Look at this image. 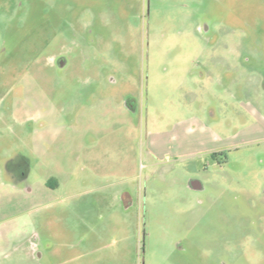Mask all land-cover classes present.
Here are the masks:
<instances>
[{
	"label": "rangeland",
	"instance_id": "rangeland-1",
	"mask_svg": "<svg viewBox=\"0 0 264 264\" xmlns=\"http://www.w3.org/2000/svg\"><path fill=\"white\" fill-rule=\"evenodd\" d=\"M27 155L0 264H264V0H0V168Z\"/></svg>",
	"mask_w": 264,
	"mask_h": 264
},
{
	"label": "flooded vegetation",
	"instance_id": "flooded-vegetation-1",
	"mask_svg": "<svg viewBox=\"0 0 264 264\" xmlns=\"http://www.w3.org/2000/svg\"><path fill=\"white\" fill-rule=\"evenodd\" d=\"M205 29L208 30V25H204ZM64 60L63 58H61V56H59L58 58L55 59V63H57L58 65L61 66L60 62ZM130 97L127 96V99L125 101L126 106L129 109H132L133 111H136V105L135 103H131L130 102ZM18 154L15 153L13 155V157L17 156ZM12 158L6 159L3 161V167L0 168V176L1 174L3 175V177L5 178L6 181H8L9 183H11L12 185H21V183H23V181L26 179L25 175L29 172L30 170V164H31V158L27 155L25 156V162H21L18 160H15ZM188 185L193 188V189H201L203 188V184L201 183L200 180L198 179H191L188 183ZM34 253L37 257H39V254L36 250V248H34Z\"/></svg>",
	"mask_w": 264,
	"mask_h": 264
},
{
	"label": "crops",
	"instance_id": "crops-1",
	"mask_svg": "<svg viewBox=\"0 0 264 264\" xmlns=\"http://www.w3.org/2000/svg\"><path fill=\"white\" fill-rule=\"evenodd\" d=\"M186 128V129H185ZM185 133L187 134V133H191V132H193L194 131V129L191 127V125H189V124H186L185 125ZM202 131V130H201ZM171 132H173V129L171 130ZM205 135H206V137L209 139V134L207 133V131H202ZM172 135V134H171ZM199 138H203V135L202 136H200ZM160 143L162 144V145H167V144H170L171 145V147L169 148L170 149V151H171V153L173 154V153H175V152H177L178 150H177V148H173V140L171 139V141L170 142H168V140L166 139V140H164V141H162V142H159V143H155L154 145L155 146H153V149H157V147L158 146H160ZM176 147H177V144H176ZM43 183L42 184H44V181H42ZM9 184H11V183H9L8 181H6V182H2V181H0V189L3 187V186H6V185H8V186H12V187H19V185H9ZM10 193H12V192H10ZM13 193H16V194H18L19 193V190L18 189H16V191L15 192H13ZM16 194H13L14 196H16ZM127 194V193H126ZM11 196H12V194H9V199L10 200H8V201H11L12 200V198H11ZM2 197H4L5 198V196L4 195H1V191H0V198H2ZM16 215V214H15ZM15 215H11V214H9V215H4V216H0V235H2L3 236V233L5 232L6 233V231H4V229H5V227H6V225L4 224V223H11L12 222V225H11V228H8V231H7V235H6V237H5V240L6 241H12V242H16V239H17V236L19 235V234H22L23 236H24V233H25V229L27 228V224H24V223H21V224H19L18 223V221H20L21 219H23L22 217L21 218H19V217H15ZM4 217V218H3ZM26 223H28L27 222V220H24ZM29 224V223H28ZM10 230V231H9ZM19 240V239H18ZM17 240V241H18ZM20 240H22V239H20ZM19 240V241H20ZM1 241H2V239H1ZM9 242V243H10ZM9 243H7V245L9 244ZM18 243V242H17Z\"/></svg>",
	"mask_w": 264,
	"mask_h": 264
},
{
	"label": "water",
	"instance_id": "water-1",
	"mask_svg": "<svg viewBox=\"0 0 264 264\" xmlns=\"http://www.w3.org/2000/svg\"><path fill=\"white\" fill-rule=\"evenodd\" d=\"M60 64L62 65L63 64V61H61Z\"/></svg>",
	"mask_w": 264,
	"mask_h": 264
},
{
	"label": "trees",
	"instance_id": "trees-1",
	"mask_svg": "<svg viewBox=\"0 0 264 264\" xmlns=\"http://www.w3.org/2000/svg\"><path fill=\"white\" fill-rule=\"evenodd\" d=\"M216 154V153H215Z\"/></svg>",
	"mask_w": 264,
	"mask_h": 264
}]
</instances>
